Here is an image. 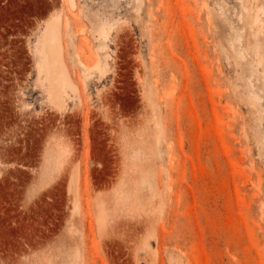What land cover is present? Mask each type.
<instances>
[{
  "label": "rangeland",
  "instance_id": "obj_1",
  "mask_svg": "<svg viewBox=\"0 0 264 264\" xmlns=\"http://www.w3.org/2000/svg\"><path fill=\"white\" fill-rule=\"evenodd\" d=\"M71 1L0 0V264H264V0Z\"/></svg>",
  "mask_w": 264,
  "mask_h": 264
},
{
  "label": "bare ground",
  "instance_id": "obj_2",
  "mask_svg": "<svg viewBox=\"0 0 264 264\" xmlns=\"http://www.w3.org/2000/svg\"><path fill=\"white\" fill-rule=\"evenodd\" d=\"M71 2L74 4L73 0ZM257 2L258 0H244L246 9L250 14V18L253 24H257L260 20V17L256 12V10L259 9V5L257 4ZM60 28V23L57 19H53V21H50L48 23L44 31V37L41 39V53L44 56L43 67L45 69L46 80L48 83V91L50 94L49 97L51 96L53 101L55 100L59 103H62L63 101H65L64 97L66 95L67 87H75V84L72 81L63 58L64 47ZM104 32L105 30L102 33L105 34L106 32ZM122 192L123 191H119L116 194L115 201L117 205L127 202V197L125 196V193ZM98 203L99 204L97 205V207L100 219L102 220V222L106 223L107 221V223H109V220L107 219L109 213V204L107 205V203L104 201Z\"/></svg>",
  "mask_w": 264,
  "mask_h": 264
}]
</instances>
